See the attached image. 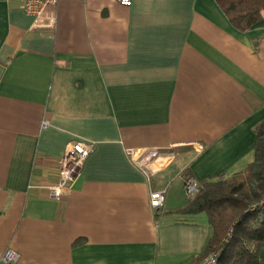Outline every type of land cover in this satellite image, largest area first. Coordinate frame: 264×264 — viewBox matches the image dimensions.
<instances>
[{
	"label": "crops",
	"instance_id": "obj_1",
	"mask_svg": "<svg viewBox=\"0 0 264 264\" xmlns=\"http://www.w3.org/2000/svg\"><path fill=\"white\" fill-rule=\"evenodd\" d=\"M55 11L54 29H35L19 0H0V257L189 264L211 230L205 213L175 212L191 198L182 171L200 183L253 161L264 18L240 31L214 0H59ZM74 141L92 151L55 200L44 187Z\"/></svg>",
	"mask_w": 264,
	"mask_h": 264
},
{
	"label": "trees",
	"instance_id": "obj_2",
	"mask_svg": "<svg viewBox=\"0 0 264 264\" xmlns=\"http://www.w3.org/2000/svg\"><path fill=\"white\" fill-rule=\"evenodd\" d=\"M231 25L248 31L264 18V0H214ZM254 159L230 177L201 181L199 192L175 212L205 213L210 226L200 259L214 253L219 264H261L259 251L264 247V120L256 129ZM184 179L192 178L188 169ZM232 234L225 240L228 230Z\"/></svg>",
	"mask_w": 264,
	"mask_h": 264
},
{
	"label": "built area",
	"instance_id": "obj_3",
	"mask_svg": "<svg viewBox=\"0 0 264 264\" xmlns=\"http://www.w3.org/2000/svg\"><path fill=\"white\" fill-rule=\"evenodd\" d=\"M21 2L22 9L25 13L29 14L32 18V27L35 29H54L56 25V6L59 0H19ZM120 5L128 7L131 5L132 0H115ZM47 122H42V127H47ZM92 151V146L89 143L83 141H74L70 143L58 165V179L54 184L45 186L44 188L48 192L49 196L55 200H60L70 193L76 180L80 175V170L84 160L88 157ZM128 153L132 156L131 150ZM149 154L154 153L152 151ZM155 154V153H154ZM143 158L139 161L135 159V162L141 163ZM143 163V162H142ZM144 169V164L139 165ZM146 167V166H145ZM32 187V185H29ZM199 183L193 178L184 179V189L189 197L195 196L199 192ZM165 199V189L150 190L149 192V205L153 210H158L163 207ZM264 203V197L262 200L254 206L262 205ZM232 234V227L228 230L225 240H228ZM18 255L15 251L7 249L0 262L5 264H14L17 261ZM219 257L217 254L210 253L206 256L191 261L189 264H219Z\"/></svg>",
	"mask_w": 264,
	"mask_h": 264
}]
</instances>
